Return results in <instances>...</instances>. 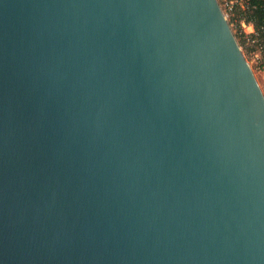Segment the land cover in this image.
Returning <instances> with one entry per match:
<instances>
[{"label": "water", "instance_id": "95a60500", "mask_svg": "<svg viewBox=\"0 0 264 264\" xmlns=\"http://www.w3.org/2000/svg\"><path fill=\"white\" fill-rule=\"evenodd\" d=\"M0 264H264V93L216 0H0Z\"/></svg>", "mask_w": 264, "mask_h": 264}, {"label": "built area", "instance_id": "2783aa9c", "mask_svg": "<svg viewBox=\"0 0 264 264\" xmlns=\"http://www.w3.org/2000/svg\"><path fill=\"white\" fill-rule=\"evenodd\" d=\"M216 1L250 66L263 70L264 0Z\"/></svg>", "mask_w": 264, "mask_h": 264}, {"label": "rangeland", "instance_id": "374dc122", "mask_svg": "<svg viewBox=\"0 0 264 264\" xmlns=\"http://www.w3.org/2000/svg\"><path fill=\"white\" fill-rule=\"evenodd\" d=\"M252 70L258 80V83L264 93V78H263V74H264V69L261 71H258V69L255 67V65H251Z\"/></svg>", "mask_w": 264, "mask_h": 264}]
</instances>
